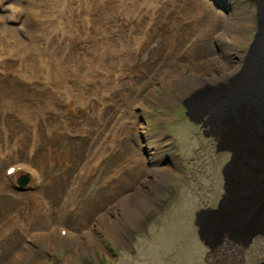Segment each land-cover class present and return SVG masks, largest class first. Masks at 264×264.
I'll list each match as a JSON object with an SVG mask.
<instances>
[{
  "label": "rangeland",
  "instance_id": "rangeland-1",
  "mask_svg": "<svg viewBox=\"0 0 264 264\" xmlns=\"http://www.w3.org/2000/svg\"><path fill=\"white\" fill-rule=\"evenodd\" d=\"M39 1L18 4L26 8L24 23L18 25L21 34L27 42L31 30H39L33 19L28 20L29 10L50 27L47 40L57 45L51 23L57 14L51 6L63 0ZM97 3L106 15L91 22L94 37L90 35L89 45L74 43L70 50V43L82 39L80 26L88 25L86 5L94 9ZM78 4L77 18L63 20L73 32L59 25L68 37L63 44L66 59L72 57L71 51L78 55L69 64L74 76L58 79L64 87L21 77L15 59L0 69V184L4 183L0 264H264V237L254 238L246 249L224 241L210 251L199 240L195 225L196 213L215 208L221 199L222 170L231 156L219 152L221 133L214 131L219 130L218 123L208 121L207 109L201 110L200 99L192 95L227 86L226 77L236 74L230 84H237L235 90L246 78L251 62L245 58L257 30L253 0H78ZM13 8L1 18L16 19ZM23 11L15 9L19 15ZM128 15L140 19L143 41L137 40L136 52L129 48L132 37L127 34L128 46L118 47L119 41L125 43L123 30H116L112 38L108 21L97 26L109 16L123 29ZM1 29L0 46L7 39H19L17 27ZM29 47L40 51L34 42ZM47 53L51 55L41 53L50 59L44 72L58 74L67 61L60 63L61 52ZM88 68L90 84L84 95L77 91L81 97L76 92L68 100L65 89L77 90ZM214 120H219L216 115ZM16 162L27 163L40 176L35 192L5 179V168ZM38 197L43 200L40 205ZM10 217L17 220L1 228ZM47 226L49 233L33 237ZM60 227L68 236L56 235Z\"/></svg>",
  "mask_w": 264,
  "mask_h": 264
},
{
  "label": "water",
  "instance_id": "water-1",
  "mask_svg": "<svg viewBox=\"0 0 264 264\" xmlns=\"http://www.w3.org/2000/svg\"><path fill=\"white\" fill-rule=\"evenodd\" d=\"M253 2L257 30L245 58L251 62L250 75L235 90L231 85H220L212 98L220 92L221 97L212 100L206 110L208 121L215 122L212 113L219 119L222 140L218 149L232 152L223 170L226 194L216 210L197 214L200 239L211 249L222 243L224 237L246 247L253 237L264 236V39H261L264 0ZM233 123L240 130L223 129ZM231 134L235 135V141ZM16 182L23 187L29 178L21 174Z\"/></svg>",
  "mask_w": 264,
  "mask_h": 264
},
{
  "label": "bare ground",
  "instance_id": "bare-ground-1",
  "mask_svg": "<svg viewBox=\"0 0 264 264\" xmlns=\"http://www.w3.org/2000/svg\"><path fill=\"white\" fill-rule=\"evenodd\" d=\"M62 1V0H61ZM84 1V0H83ZM126 1V0H125ZM128 1V0H127ZM134 1V0H133ZM137 1V0H136ZM23 3V0H8V1H5V2H1V4H0V35H3L2 34V29H1V25H5V26H7V25H11V26H15V27H17V37L20 39H14V38H10V39H5L6 40V42H5V44H4V46H0V69H5L6 67H8L9 66V63H8V60H17V61H19V66H17L18 68L16 69V72H17V74H19L21 77H23V78H25V79H33V77H35L36 78V80H38V78L39 79H44V80H46L48 83H49V85L51 86V87H53V88H55V89H61L62 87H64L65 85L63 84V83H60L59 82V80L58 79H63L64 81L65 80H67L68 79V77L69 76H74L73 74H72V70H69V69H71V65L69 66V64H70V59L71 58H74L75 60H76V57L78 56H74L73 55V51H71V55H72V57L71 58H69V59H66V52L64 51V49H63V44L65 43V41L68 39V37L67 36H65V34H64V29H62V31L63 32H60V30H59V25H61V26H63V27H69V29L68 30H71L72 32H73V29H72V27L71 26H69V25H71V24H69V25H66V24H64L63 23V20H65V18L66 17H69V18H72L73 20H75V17H76V15L78 14V12H79V8H80V5L78 4V0H63L62 1V3L61 4H59V6L58 5H56V4H54V5H52L51 6V8H54V9H56V17H54V19L51 21V23L52 24H54V27H53V25H52V27H53V30L54 31H56V33H57V36H52L55 40H56V44L57 45H55V44H53V42H51V43H49L48 42V40H47V34H48V31L46 30L47 28H50V27H46V26H44L41 22H42V20H40V19H38L37 17H35L32 13H31V11H29L28 10V20H30V19H33L34 20V23H35V26L34 27H38L39 28V30H35V31H33V29L31 30V34H32V36L30 37V39H29V41H25V39H24V35H22L21 34V29H20V27L19 26H21V25H19V24H23L24 23V18H25V15H26V8H25V6L24 5H22V6H20V5H18V4H20V3ZM27 2L28 3H34V4H36V3H38V4H40V1L39 0H26V4H27ZM15 3H17V4H15ZM24 3V4H25ZM65 3V4H64ZM56 5V6H55ZM10 6H14V8H13V10H11L13 13H14V15H16V19H12V20H4V19H2L1 17H3V15H5L6 13H5V11H7L8 9H9V7ZM55 6V7H54ZM154 6V5H153ZM16 8H24V10L25 11H23L22 13H23V15H19L17 12H18V10H16L17 12H15V9ZM50 8V9H51ZM49 9V10H50ZM49 10L48 11H42V12H39V14H41V13H47L48 14V12H49ZM145 10H146V6H145V8H144V10L142 11V13H141V15L143 14V13H145ZM204 10H206V9H204ZM68 11L70 12V14H68ZM198 11V13L199 14H201V15H203V14H205V12L206 11H200L199 9L197 10ZM113 12V11H112ZM126 13V12H125ZM105 15H106V11L105 10H102V4H100V3H97V4H95L94 5V9H93V7H91V6H88V5H86V7H85V10H84V17L87 19V21H88V25H87V27L86 28H84L83 27V25H81L80 26V29H81V33H80V35L79 36H81L82 37V39H77V40H75L74 42H72V43H70V50L73 48L72 47V44H74V43H81V45H86V44H88L89 45V43H88V40H89V37H90V35H92V31L90 30V26H91V22H93L95 19H100V18H102V19H104V17H105ZM108 15H110V12H108ZM112 15V14H111ZM139 15V14H138ZM137 15V16H138ZM7 16V15H6ZM137 16H126V18L124 19V21L122 22V24H121V26H123V29H119V28H117V26H116V24L115 23H113V21H112V17H111V19H110V17L108 16L107 17V20L106 21H104L103 23H97V26L99 27V28H101L103 25H105V23L108 21V23L111 25V29H110V36L112 35V34H114V32H116V30H123L124 31V40H125V43H123V44H121V42L119 41V45H118V47L120 46V47H122L121 49H124L125 50V48L128 46V43H127V41H126V34L128 35V38H130V37H132V38H130L131 39V45L129 46V48L132 50V51H137L138 49H135V44H136V46H137V44H138V42H142L143 41V39H140L139 40V33H140V28L138 27V23H139V20L140 19H138L137 18ZM187 17V16H186ZM193 17H194V14H193V16H192V18L191 19H193ZM213 17V16H212ZM77 18V17H76ZM195 19H196V17H194V21H195ZM67 20V19H66ZM212 20V19H211ZM60 21H62V22H60ZM70 21V20H69ZM68 21V22H69ZM192 21V20H191ZM21 22V23H20ZM115 22V21H114ZM208 22V21H207ZM38 23H40V25H38ZM50 23V21L47 23V24H49ZM64 25H63V24ZM199 23V22H198ZM79 24V23H78ZM204 24H206V22L205 23H203V25ZM209 24H210V22H209ZM19 25V26H18ZM50 25V24H49ZM48 25V26H49ZM96 25V24H95ZM73 26V25H72ZM3 27V26H2ZM33 27V28H34ZM5 28V27H4ZM79 28V27H78ZM76 29V28H75ZM85 29L88 31V33H86L85 32ZM5 30V29H4ZM29 30V29H28ZM79 30V29H78ZM99 32H100V34H104V33H101V31L99 30ZM204 32H205V29H204ZM6 33V32H5ZM30 33V32H29ZM94 33V32H93ZM117 33V32H116ZM233 33H235V32H233ZM7 34V33H6ZM26 34H28V33H26ZM70 34V33H69ZM82 34V35H81ZM97 34H98V32H97ZM132 34V36H130ZM146 34V33H145ZM53 35V34H52ZM106 35V34H105ZM236 35H238V34H236ZM9 36V35H8ZM93 36V35H92ZM91 36V37H92ZM100 36V35H99ZM115 36H116V34H114V35H112L111 37L112 38H115ZM15 37V36H14ZM78 37V36H77ZM90 37V38H91ZM94 37V36H93ZM9 38V37H8ZM38 38L40 39V41L38 42ZM144 38V37H143ZM100 39V38H99ZM238 39V38H237ZM261 39H264V15H263V18H262V24H261ZM137 40H138V42H137ZM2 41V40H1ZM136 41V42H135ZM32 42H34V43H36L37 44V46H38V48H39V50L40 51H32L31 50V48L29 47V45L32 43ZM68 42V41H67ZM170 42V41H169ZM49 43V44H48ZM23 45H24V47H23ZM68 45H69V43H68ZM97 46V45H96ZM105 47V46H104ZM89 49V48H88ZM13 51V52H12ZM48 51H50V52H52V54L54 53V54H57V55H59V52H61V57H60V59H59V61H60V63H62V62H64L65 60L67 61V65L65 64L64 66H62V68H64L63 70H61L58 74H56L55 72V74L53 73V74H51V73H49V72H44L46 69H48L49 68V66L47 65V63L46 62H48L49 63V61H50V59H48L46 56L47 55H51L50 53H47ZM92 51V50H91ZM93 51H94V49H93ZM97 51V50H96ZM250 51V50H249ZM8 52H10V54L13 56V57H8V55H9V53ZM41 53H45V54H47L46 56L45 55H43V54H41ZM68 54H69V49H68ZM115 54H116V52H115ZM249 54V53H248ZM80 55V54H79ZM96 55V54H95ZM101 55V54H100ZM117 55V54H116ZM252 56V55H251ZM50 58H51V56H50ZM53 58V57H52ZM80 58V57H79ZM78 58V60H80ZM96 59V58H95ZM122 59V58H121ZM31 61H33V63L31 64L30 62ZM255 61V60H254ZM253 61V62H254ZM118 62V61H117ZM116 62V63H117ZM119 62H120V60H119ZM75 63V62H74ZM80 63V62H79ZM78 63V64H79ZM112 63V62H111ZM110 63V64H111ZM96 64V63H95ZM101 64H103L102 62H101ZM85 65V64H84ZM83 65V66H84ZM72 66H74V65H72ZM102 66V65H101ZM100 66V67H101ZM243 66V65H242ZM80 67V66H79ZM87 67H88V65H87ZM112 66H110V69H112L111 68ZM118 67V66H117ZM248 67V65H246L245 64V68H244V70L246 69ZM264 67V66H263ZM81 68H82V66H81ZM106 68V67H105ZM250 68V67H249ZM68 69V70H67ZM76 69H77V67H76ZM82 69H85V68H82ZM81 69V70H82ZM103 69V68H102ZM110 69H108V70H110ZM60 70V69H59ZM79 70V69H78ZM42 71V72H41ZM103 71H105V69L103 70ZM239 71H241V69L239 70ZM238 71V72H239ZM86 72H88V73H90V71H89V68L87 69V71H85L84 72V74H83V76H85V73ZM102 72V71H101ZM108 72V71H107ZM237 72V73H238ZM82 73V72H81ZM244 73V72H243ZM245 74H247V76H246V78L250 75V70L249 71H247V72H245ZM171 75V74H170ZM169 75V76H170ZM180 75H181V73H180ZM168 76V77H169ZM235 76H236V74L235 75H230L229 77L227 76L226 77V82H227V86L228 85H230L232 82H233V80H234V78H235ZM92 77V76H91ZM167 77V78H168ZM71 78V77H70ZM107 78V77H106ZM91 79V78H90ZM92 80V79H91ZM107 80V79H106ZM244 80V79H243ZM81 84L77 87V90H72V89H70V88H68L67 86L65 87V88H68V89H65V91H66V97H67V99L68 100H70V99H73V98H75V96H77V94H76V92L78 91L79 93H81V94H83L84 95V93H85V89H86V85H89L90 84V81H89V77H87V76H85V77H82V80H81ZM65 83V82H64ZM105 83H106V81H105ZM237 84H235V85H231V87H232V90L234 89V87L236 86ZM104 86V85H103ZM199 89H201L200 87H198ZM218 88V89H217ZM237 88V87H236ZM95 89V88H94ZM104 89V88H103ZM102 89V90H103ZM214 89H217V90H220V86H218V87H216V88H214ZM197 91H199V90H197ZM215 91V90H214ZM214 91H211L209 88H207L204 92H202V93H200V91H199V93L198 94H196V95H192V96H198V100L200 99V102H199V104L200 103H202L201 104V110H202V107H205L206 109L207 108H210V107H208V105L210 104V102L212 101V100H216V99H219L220 97H221V92H220V94H219V96H216V97H213L212 98V94L214 93ZM77 92V93H78ZM90 92V91H89ZM78 93V98H80L81 96H80V94ZM98 93H100L99 91H98ZM197 93V92H196ZM88 95V94H87ZM98 97V96H97ZM105 97V96H104ZM210 97V98H209ZM94 97H92V99H93ZM99 98V97H98ZM207 98H209L208 100H207V103H205L206 102V100H204V99H207ZM83 99V98H82ZM203 100H204V103H203ZM52 102V101H51ZM82 102V101H81ZM80 102V103H81ZM196 102V101H195ZM198 104V105H199ZM44 108V107H43ZM41 110V108L39 109V111ZM197 110V109H196ZM209 110V109H208ZM37 111V110H36ZM39 111H37V112H39ZM22 112V111H21ZM24 113H26V112H24ZM30 114V113H29ZM212 116H213V120L215 119V113H212ZM216 123H219V120H214ZM213 122V121H212ZM224 130H240V128H239V126H237L235 123H233L229 128H223ZM230 138L232 139V140H234L235 141V139H236V137H235V135L234 134H231L230 135ZM103 148V147H102ZM99 151H100V148H99ZM92 156L93 157H97V152H95V153H92ZM100 157V156H99ZM99 157H98V159H99ZM97 159V160H98ZM28 171L30 170V166H28V169H27ZM30 172V174H31V176H32V178H34V176H33V174H32V172L31 171H29ZM5 173V172H4ZM3 173V175H4V177H5V179L7 180V181H10L11 179H14L20 172L19 171H17V172H15V173H13L12 175H14L15 174V176L13 177L12 175H10L9 177H6L5 176V174ZM35 179H33V182L31 183V184H29L28 186L31 188V189H34V192L36 191V186H35V181H34ZM1 184H4V183H1ZM0 184V185H1ZM43 203V200L42 199H37V204L38 205H40V204H42ZM108 209H112V208H108ZM106 217H108V216H106ZM116 217V216H115ZM17 217H12V218H10V219H8V221L5 223V225L8 223V225L10 224V222L11 221H14V220H17L16 219ZM5 225H2L1 226V228L2 227H5ZM49 227L47 226V228L44 230V232L42 233V232H40V235H43L44 233H49V232H47V231H50L49 229H48ZM61 228H57V230H56V235L58 234V231L60 230ZM67 235H68V233H67ZM37 236V235H36ZM35 236V237H36ZM55 236V235H54ZM37 238V237H36ZM35 238V239H36ZM41 238H42V236H41ZM51 238L52 237H49V241H51ZM58 239L59 238H57V239H55L56 241H58Z\"/></svg>",
  "mask_w": 264,
  "mask_h": 264
}]
</instances>
